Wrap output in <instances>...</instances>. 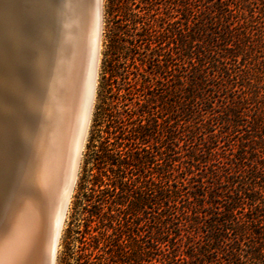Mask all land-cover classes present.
<instances>
[{
	"label": "trees",
	"instance_id": "1",
	"mask_svg": "<svg viewBox=\"0 0 264 264\" xmlns=\"http://www.w3.org/2000/svg\"><path fill=\"white\" fill-rule=\"evenodd\" d=\"M158 33L151 20L137 33L149 62L168 45L171 74V132L159 131L171 157L155 195L167 209L149 244L166 264H264V0H171L167 43ZM129 133L102 145L104 164L133 152L143 137Z\"/></svg>",
	"mask_w": 264,
	"mask_h": 264
},
{
	"label": "bare ground",
	"instance_id": "2",
	"mask_svg": "<svg viewBox=\"0 0 264 264\" xmlns=\"http://www.w3.org/2000/svg\"><path fill=\"white\" fill-rule=\"evenodd\" d=\"M102 3L0 0V264H49L58 249L96 95Z\"/></svg>",
	"mask_w": 264,
	"mask_h": 264
},
{
	"label": "rangeland",
	"instance_id": "3",
	"mask_svg": "<svg viewBox=\"0 0 264 264\" xmlns=\"http://www.w3.org/2000/svg\"><path fill=\"white\" fill-rule=\"evenodd\" d=\"M146 1L103 0L96 95L56 264H166L149 240L159 204L167 209L155 195L158 170L171 157V139L160 140L171 132V74L162 56L168 45L156 47L157 60L149 62L151 51L138 47L137 33L151 20L167 43L171 0ZM134 130L143 138L136 139L133 152L119 156L111 150L114 160L104 164L102 145L117 149ZM97 131L100 137L94 138ZM123 162L128 166L118 165ZM182 176L175 172L171 179ZM164 249L171 251L169 245Z\"/></svg>",
	"mask_w": 264,
	"mask_h": 264
},
{
	"label": "water",
	"instance_id": "4",
	"mask_svg": "<svg viewBox=\"0 0 264 264\" xmlns=\"http://www.w3.org/2000/svg\"><path fill=\"white\" fill-rule=\"evenodd\" d=\"M101 1H103V0H100V2H101ZM102 11H103V9H102L101 7H99V14H100V16H102ZM98 36H99V41H101V36H102V17H101V19H99V25H98ZM99 53H100V50H99ZM21 142H23V141H21ZM23 145H24V144L22 143V146H23ZM81 153H82V152H81ZM74 186H75V185H73V186L71 187V189H72L71 191H72V192H73ZM68 206H69V202H68L67 205H66V210H65V213H64V217H66V213H67ZM64 221H65V218H64V220H63V222H62V224H61V228H60V230L57 231V233H56L55 241L58 242V245H59V240H60V238H61V231H62V229H63ZM55 241H54V242H55ZM56 247H57V246H56ZM56 259H57V250H55V252L53 251V253H51L49 264H56Z\"/></svg>",
	"mask_w": 264,
	"mask_h": 264
}]
</instances>
